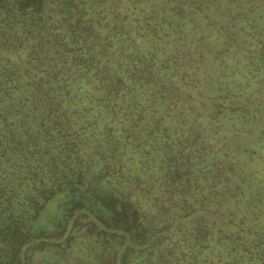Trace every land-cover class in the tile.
<instances>
[{"label": "trees", "instance_id": "1", "mask_svg": "<svg viewBox=\"0 0 264 264\" xmlns=\"http://www.w3.org/2000/svg\"><path fill=\"white\" fill-rule=\"evenodd\" d=\"M247 36L264 74V0H0V264H264Z\"/></svg>", "mask_w": 264, "mask_h": 264}, {"label": "rangeland", "instance_id": "2", "mask_svg": "<svg viewBox=\"0 0 264 264\" xmlns=\"http://www.w3.org/2000/svg\"><path fill=\"white\" fill-rule=\"evenodd\" d=\"M249 41L253 43L250 46L248 45ZM255 45H256V42L254 39H252L251 36H247L246 40L244 38V42L237 46V49L239 48V51H238L239 54L235 55L233 53V56H231V57H233V59L231 57H229L232 59L231 60L232 68H235V67L237 68L235 71L236 73L230 75L229 70L226 69L224 71L225 75H224L223 79L228 80L230 82L232 88H238L240 90H246L248 92L251 91V92H253V94H256L257 96L260 97V96H264V94L259 92V89H258L259 88V80L261 79V76H264V74L262 72H255L252 65L247 66V62L248 63H250V62L248 61V56L244 55V48H246V47L247 48H254ZM241 68H242L243 73H238ZM222 70H224V68H222ZM263 83H264V80H263ZM221 133L226 134V135L229 134L227 132L226 128L222 127V132H220L218 134L214 133V134H211L210 136L218 137ZM253 162H254V164L251 167L253 170H256V175H254L255 178L254 177L253 178L255 181H258V180H260L258 178H261L264 176V159L263 158H256ZM259 185H261V184H259ZM259 185H258V188L261 190ZM263 194L261 195L262 198H264ZM254 198H256L255 200H257L258 196H255ZM263 205H264V202H263ZM239 208L243 209L244 203H241L239 205Z\"/></svg>", "mask_w": 264, "mask_h": 264}]
</instances>
